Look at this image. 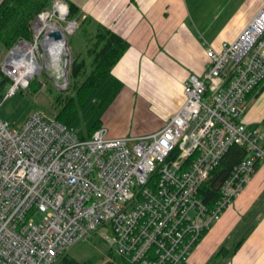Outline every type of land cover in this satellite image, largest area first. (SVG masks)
<instances>
[{"label": "built area", "instance_id": "built-area-1", "mask_svg": "<svg viewBox=\"0 0 264 264\" xmlns=\"http://www.w3.org/2000/svg\"><path fill=\"white\" fill-rule=\"evenodd\" d=\"M58 6L66 11L67 37L80 21H67L65 2L55 1L39 17L55 10L60 16ZM39 50L36 36L19 41L4 59L9 95L41 73ZM207 57L205 73L186 82L181 109L149 135L110 137L101 127L79 140L38 113L19 130L0 119V264H57L100 228L113 231L105 240L131 263L187 264L264 168L260 131L243 119L249 96L264 86V0L240 36L208 49ZM43 60L49 65L46 55ZM234 146L248 157L209 206L200 190Z\"/></svg>", "mask_w": 264, "mask_h": 264}, {"label": "crops", "instance_id": "crops-1", "mask_svg": "<svg viewBox=\"0 0 264 264\" xmlns=\"http://www.w3.org/2000/svg\"><path fill=\"white\" fill-rule=\"evenodd\" d=\"M67 1L83 14L81 23L103 26L130 45L112 71L124 88L102 118L110 137L131 136L120 127L121 117L137 101L148 109L158 103L160 120L135 137L162 129L183 106L189 77L207 70V50L236 40L263 5V0ZM243 119L260 131L264 145V86L249 96ZM188 264H264V168L206 233Z\"/></svg>", "mask_w": 264, "mask_h": 264}, {"label": "trees", "instance_id": "trees-1", "mask_svg": "<svg viewBox=\"0 0 264 264\" xmlns=\"http://www.w3.org/2000/svg\"><path fill=\"white\" fill-rule=\"evenodd\" d=\"M55 1L57 0H4L0 6V47L9 52L21 40L32 42L33 21L37 16L52 11ZM62 1L68 6L67 21L76 19L80 15L79 8L72 2ZM85 25H87L85 31L88 25L92 30L85 36L86 51L79 54L70 68L68 76L73 82L72 86L53 95L49 108L51 116L36 112L47 120L65 125L79 140L90 139L102 127L104 114L123 90V83L112 71L130 46L128 42L103 26L92 25L85 20L80 27ZM9 85L12 86V81L0 68V101L7 97L5 90ZM29 92L35 96L34 91ZM247 157L246 149L238 146L232 147L226 153L200 190V197L207 205L214 206L219 201L222 185L232 175L234 168ZM224 251L225 249L220 250L219 255ZM115 260V263L107 264H135L120 255L115 257ZM57 264L88 263H82L67 253Z\"/></svg>", "mask_w": 264, "mask_h": 264}, {"label": "rangeland", "instance_id": "rangeland-1", "mask_svg": "<svg viewBox=\"0 0 264 264\" xmlns=\"http://www.w3.org/2000/svg\"><path fill=\"white\" fill-rule=\"evenodd\" d=\"M3 1L4 0L0 1V6ZM55 12L50 14L51 18L49 23H55L67 32L68 28L66 19H63L61 15L60 17ZM38 17L39 16H37L32 23L33 41L36 40L37 36L40 49L37 56L39 58L40 64L43 65V69L40 71V74H37L30 81L31 85L30 87L28 86V89L26 90L22 89L13 95H9L11 87L10 85L7 86L5 90L7 97L4 98L3 101H0V119L2 121L10 123V125H12L17 130L21 129L28 117H30L33 113L39 112L41 114L44 113L51 116L49 108L52 103V97L54 94H59L62 91H66L69 87L72 86L73 82L69 80L70 77L68 76L70 75V68L73 65V61L78 58L79 54H83L86 51L85 42L87 38L85 36L89 30H92L89 25L87 31H85V27L87 25H85L84 27L79 26L76 29L75 33L69 34L67 37L65 36L70 59L67 69V84L64 87H61L58 86L56 79L51 74V70H53L52 67L47 65V62L45 63L43 60L45 55L43 41L46 37V31L44 32V34H41V36H38L36 28ZM80 24L81 20L79 22V25ZM9 52L6 51L3 47H0V68ZM46 55H48L47 52ZM29 91H34L35 96L30 95ZM134 104L135 105L132 110L127 111L122 115L120 126L122 129L126 130L132 137L141 134V132H143L144 130L155 127V123L160 120L157 118L158 109H155L159 108L158 103H151L152 108L149 107V109L142 105L140 101H137ZM106 235L112 238L113 231L111 229L107 230L104 228H100L98 231L90 234L76 246L71 248L67 253L70 257L82 263H115V257L118 256V252L116 247L112 249L110 244L105 240L104 236Z\"/></svg>", "mask_w": 264, "mask_h": 264}, {"label": "bare ground", "instance_id": "bare-ground-1", "mask_svg": "<svg viewBox=\"0 0 264 264\" xmlns=\"http://www.w3.org/2000/svg\"><path fill=\"white\" fill-rule=\"evenodd\" d=\"M57 11L60 13L62 18H65L66 11L63 7L58 6ZM51 15L50 14H44L36 22V28L38 36H41V34H44L46 31V37L43 41V47L45 49V53L47 52L48 55L47 58L52 59V61H57V59L60 57L61 54H68V48H67V42H66V33L65 30H63L61 27H59L55 23H49L50 22ZM59 33L61 36L60 39L56 38V34ZM63 64L61 66H57L56 72H57V78L62 79V83L60 85H66L67 84V76H65V65ZM37 69H39L37 67ZM57 81V80H56Z\"/></svg>", "mask_w": 264, "mask_h": 264}, {"label": "water", "instance_id": "water-1", "mask_svg": "<svg viewBox=\"0 0 264 264\" xmlns=\"http://www.w3.org/2000/svg\"><path fill=\"white\" fill-rule=\"evenodd\" d=\"M82 17H83V14H80L76 18V20L77 21H80L82 19ZM56 38H58V39L61 38V36L59 35V33L56 34ZM69 59H70L69 53L67 55L66 54H61L60 57L57 59V61H52V59L47 58L48 63H49V66H51L52 69H53V70H51V74L57 80L58 83H62V79L56 77L57 76L56 75L57 74L56 68H57V66H61L63 64H66L65 62H67V67H66V65L64 67V69H65V76H67V69H68Z\"/></svg>", "mask_w": 264, "mask_h": 264}]
</instances>
